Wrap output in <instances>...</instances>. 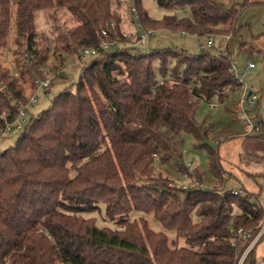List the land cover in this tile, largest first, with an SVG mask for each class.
<instances>
[{"label": "trees", "instance_id": "1", "mask_svg": "<svg viewBox=\"0 0 264 264\" xmlns=\"http://www.w3.org/2000/svg\"><path fill=\"white\" fill-rule=\"evenodd\" d=\"M155 1L169 11L188 6L189 15L156 20L143 0H134L144 29L237 33L240 10L235 5ZM14 3L16 53L25 43L28 69L13 74L0 61V138L43 78L32 70L50 54L48 39L37 29L38 10L58 6L72 13L76 23L53 38L56 50L67 57L73 58L80 46H99L103 29L122 44L84 61L77 81L25 125L37 98L15 144L0 152V264H239L252 239L243 234L254 236L264 217L260 192L244 186L224 190L221 163L220 186L212 190L168 187L171 177L157 171L153 160V152L168 160L176 136L198 131L195 114L202 100L228 85L233 90L241 85L230 57L203 47L195 54L177 48L139 51L123 36L113 0H0V50L8 41ZM257 123L262 134L254 137L264 136V120ZM216 151L210 149L213 167L219 164ZM179 161L178 170L190 174ZM250 175L264 176V170ZM101 206L114 226L99 225L95 213ZM132 211L152 214L174 237L153 230L146 218L130 219ZM263 239L264 234L242 264H264L256 256Z\"/></svg>", "mask_w": 264, "mask_h": 264}, {"label": "rangeland", "instance_id": "2", "mask_svg": "<svg viewBox=\"0 0 264 264\" xmlns=\"http://www.w3.org/2000/svg\"><path fill=\"white\" fill-rule=\"evenodd\" d=\"M215 1L222 3L226 7L235 5L237 9L240 10V13L236 22L237 33L212 36L214 45L209 49L216 55L223 54L230 57L233 63L232 66H234L237 71V77L244 82L243 85H246L248 93L253 91L259 95V100L255 102V106L248 108L250 116L254 121L260 119L264 120V0ZM115 2H117V0H113L116 12L118 6L123 11L125 20L124 28L121 26L122 29H125L124 31L133 35V41L129 44L135 46L139 51L144 53L152 49L177 48L195 54L203 45H206L209 38V36L172 31L164 28L154 30V36L148 38L143 44L137 40L136 31L133 26L134 23L131 20V15L127 9L125 0H121L119 5ZM143 7L148 11L149 15L156 20L162 19L167 14H175L179 17L189 15L188 6L169 11L159 7L155 0H143ZM16 12V3H14L12 5V18L8 41L6 46L0 50L1 64L6 66L13 74H17L18 70L24 66L28 69V65H26V44L24 43L20 53H16ZM75 23L72 13L58 6L53 9L38 10L36 12L37 29L42 37L48 39L50 54L48 61L44 65L32 69L33 74L35 75L36 71L39 70L42 73L41 75L46 73L49 76H53L54 72L60 67H65V72L62 76H58L52 80L50 85L51 90L48 94L45 93L44 90H39L38 92L34 91L33 93H31L32 91L29 92V97L36 92L38 101L27 115V122L25 125L29 123L32 115L36 116L39 111L46 109L54 96L77 81L82 63L87 59H91V57L80 59L77 54H75L73 58L70 56L67 57L65 52L57 51L55 48L56 42L53 41V38L57 33L66 31ZM115 49L116 48L100 50L99 53H111L114 52ZM60 53L61 58L58 57ZM250 64H253V66L250 67ZM171 65H173V63L169 64V71ZM154 66L160 68V63L155 61ZM159 75L160 74H158L157 77L161 79ZM27 77L30 80L34 78L33 75ZM243 85L241 84L234 90L228 85L224 87L222 93L213 94L209 101L202 100L195 114V120L198 123V131H183L181 135L176 136L171 145L172 148L168 160L163 159L162 155H164V153L159 154V152H157L161 162L154 164L155 169L162 170L164 173H167L165 170L171 173V176L176 177L175 180H177L171 181L174 184L180 183L188 185L191 184L192 181H201L205 184L220 186L217 173L222 165L224 174H226L225 176L227 177L224 190L235 191V188L240 189L244 186L253 193L260 192L259 198L264 204V176L257 175L253 177L250 175L256 172L253 169L252 163H254L256 168H260L258 171L264 170V159L260 158V156H262L261 154L264 155V140H262V136H246L248 139L241 144L239 141L240 136L237 132L239 129H242L244 120H237L235 117L236 112L234 109L233 111L231 109L235 102L241 97ZM211 105L214 106V108H212ZM256 106L259 116L255 114ZM225 128L228 129L225 130ZM22 131L23 129L14 128L3 134L0 138V152L14 145ZM212 148L215 152H217L216 149L218 150L214 158H216V162L219 164L214 167L211 164L212 158L210 157V149ZM248 150L253 152L254 156H256L255 159H249L247 155L245 156L243 151L247 152ZM239 153H242L241 158L239 157ZM179 160L187 165L190 174L185 175L178 170L176 162ZM241 166L246 168V171H243L240 168ZM195 167L198 171L194 170ZM247 172L250 173L248 174ZM231 177L234 180H231ZM101 209V213H95L99 225L114 226L113 222L104 219L103 206H101ZM128 217L138 221L141 217L146 218L149 226L153 230L164 231L170 238L174 237V232L165 229L159 221L155 220L152 214L132 211ZM182 243V245L185 244L184 239ZM256 256L259 263H264V239L260 241L256 248Z\"/></svg>", "mask_w": 264, "mask_h": 264}, {"label": "built area", "instance_id": "3", "mask_svg": "<svg viewBox=\"0 0 264 264\" xmlns=\"http://www.w3.org/2000/svg\"><path fill=\"white\" fill-rule=\"evenodd\" d=\"M126 4H127V9L131 15V20L134 23V29L136 31V36H137V40L141 43H145L146 40L148 38H151L154 36L155 32L153 29H144L142 27V24L139 20V16H138V12H137V8L135 6V2L134 0H125ZM117 4V2H116ZM119 5V4H118ZM117 13L118 15L123 19V11L122 9L118 6L117 7ZM111 28L113 29L115 27L114 22L110 23ZM102 34H103V38L101 40V42L99 43V46L95 47V46H80L77 48L76 54L80 59H84L86 57H92V56H96L98 55V53L100 52V50H107L110 48H117L121 46V42L118 39H109V32L107 29H103L102 30ZM123 36H125L130 42L133 41V35L129 34L128 32L123 31ZM229 37V36H227ZM214 45V41H213V37L209 36L206 45H203V48H210ZM253 64H250V67H252ZM231 71H233L236 75V78L238 79L239 83H241L243 85L244 82H242L241 79H239L237 77V71L235 69L234 66L231 67ZM65 72V67L63 68H58L55 72L53 76H49L48 74L44 73L43 78H38L36 80V84H37V89L36 92L44 87L46 89L50 88L51 82L54 78L58 77V76H62V74ZM1 90H3V87H1ZM36 92L29 98V102L26 103L22 108H19V116L16 118V120L12 123L7 122L5 128L3 129V133L13 130L14 128L17 129H22L25 121H26V113H27V109L29 107H31V105L36 102L37 100V96H36ZM259 100V95L257 93H254L253 91H251L250 93H248V90L246 88V85H243V90L241 91V97L239 98V100H237L235 102V105L233 106L234 111L236 112V118L237 119H243V125H242V135L243 136H256V134H262V129L261 126L257 123L258 121H254L253 118L250 116L249 112H248V108L254 107L255 106V102H257ZM214 108V107H213ZM7 113H4V116H6ZM255 118V117H254ZM258 136H262V135H258ZM264 137V136H262ZM153 160H154V164L160 162V158H159V154L157 152H153ZM168 187H177V188H188L190 186H196L198 188H202V189H208V190H212L214 189V187H216V185L213 184H205L201 181H196V182H192L191 184L185 185V184H174L173 182H168L167 183ZM241 232V231H240ZM264 234V217L258 227V231L257 233L252 236L251 233L246 232L243 234V237H252L247 249L245 250V252L242 254L240 260H239V264H242L246 254L257 244V242L260 240V238L262 237V235Z\"/></svg>", "mask_w": 264, "mask_h": 264}, {"label": "crops", "instance_id": "4", "mask_svg": "<svg viewBox=\"0 0 264 264\" xmlns=\"http://www.w3.org/2000/svg\"><path fill=\"white\" fill-rule=\"evenodd\" d=\"M124 17H123V19H122V27L124 28ZM123 31L125 30V29H122ZM126 32V31H125ZM51 90V89H50ZM235 105V104H234ZM233 105V106H234ZM212 106V105H211ZM232 106V111H233V107ZM214 106H212V108H213ZM236 117V116H235ZM256 118V117H255ZM237 119V118H236ZM238 120V119H237ZM238 132H241V129H239L238 130ZM240 137H239V141L241 142V144H242V142H244L246 139H248L246 136H243L242 135V132L240 133V135H239ZM250 137V136H249ZM262 140H264V137H262ZM262 148V147H261ZM264 148V147H263ZM260 151H261V149H260ZM243 153L245 154V156L247 155V157L249 158V159H251V158H253V159H255L256 158V156H254V154H253V152L251 151V150H248L247 152L246 151H243ZM260 153H262V152H260ZM264 153V152H263ZM241 154L242 153H239V157L241 158ZM262 156H260V158L261 159H264V155L263 154H261ZM161 162V161H160ZM259 163H261V162H259ZM189 166V165H188ZM252 166H253V169L256 171V172H260V171H258L260 168L258 167V168H256L255 167V165H254V163H252ZM255 167V168H254ZM243 171H246V168H243L242 166L240 167ZM156 170H158V171H161V172H163L164 173V171H162V170H159V169H157L156 168ZM263 170V169H262ZM165 172H167V173H164V174H167L168 176H170L171 177V180H175L176 179V177H174V176H171V173H168V171H166L165 170ZM231 180H234L232 177H231ZM175 181H177V180H175ZM193 182V181H192ZM235 189H239V188H235Z\"/></svg>", "mask_w": 264, "mask_h": 264}]
</instances>
